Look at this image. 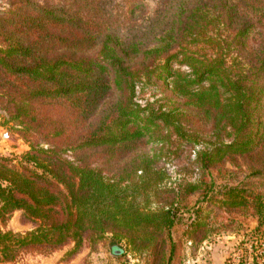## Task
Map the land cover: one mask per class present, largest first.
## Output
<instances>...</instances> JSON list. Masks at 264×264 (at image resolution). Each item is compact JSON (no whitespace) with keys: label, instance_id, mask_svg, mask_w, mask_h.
<instances>
[{"label":"trees","instance_id":"1","mask_svg":"<svg viewBox=\"0 0 264 264\" xmlns=\"http://www.w3.org/2000/svg\"><path fill=\"white\" fill-rule=\"evenodd\" d=\"M6 5L0 12V109L18 122L30 148L16 157L0 154V262L68 243L71 258L110 234L114 252H121L114 243L125 239L134 252L170 264L171 229L181 218L175 203H149L165 169L154 171L146 153L126 159L173 134L208 174L226 159L264 149V0ZM222 29L226 36L218 39ZM255 29L258 44L252 46ZM232 49L241 59L228 64ZM152 77L182 101L158 110L141 106L136 88ZM194 118L208 126L210 138L199 150ZM94 150L100 167L92 166ZM120 162L118 175H105ZM263 166L250 168L251 177L264 178ZM208 184L211 189L213 181ZM184 187L197 189L190 182ZM225 192L227 205H250L264 221V192L247 195L238 186ZM141 194L145 203L137 199ZM14 211L34 228L3 229ZM189 223L195 229L197 222Z\"/></svg>","mask_w":264,"mask_h":264},{"label":"rangeland","instance_id":"2","mask_svg":"<svg viewBox=\"0 0 264 264\" xmlns=\"http://www.w3.org/2000/svg\"><path fill=\"white\" fill-rule=\"evenodd\" d=\"M147 4L153 7L157 0H145ZM7 8L6 0H0V12ZM224 38L226 33L224 30H218ZM209 34H214V30ZM249 45L257 46V38L259 30L255 29L251 33ZM223 43V42H222ZM233 51L226 54L228 64L233 60L241 59ZM234 63V62H233ZM187 68L181 67V70ZM165 84L159 79L152 77L150 80L143 81L136 88V101L141 106H149L156 110L165 109L173 104L181 102L179 98L171 95V91L164 86ZM195 112V110H193ZM195 123L191 130L194 129L198 133L197 139L199 144L196 150L204 146L210 138L207 134L208 126L204 125V121L194 118ZM18 122L11 119L7 112L0 109V154L4 156L16 157L22 152L30 148L28 141L21 136ZM189 129L188 127H186ZM190 130V129H189ZM31 139H34L33 137ZM214 139V138H213ZM212 139V140H213ZM92 156V166L100 167L103 161L98 157V151ZM141 153L153 156L152 169L163 170L166 174L162 180L164 182L155 185V194L149 196V203L152 207L162 206L172 203L176 212L180 216L171 229V237L173 239L174 257L173 262L176 264L184 263L189 260L191 250L199 244L200 236L206 237L207 250L212 251L217 243L222 242L225 245L229 243L230 248L245 249L251 243L254 248L261 247L264 250V221L258 220L250 205L230 207L226 204V189L238 186L246 188L247 195L253 192H264V178L251 177L250 168H261L264 164V149H257L249 155H238L232 160L226 159L219 169H212L211 173H204L198 167L196 154L176 135L169 136L163 143L156 147L147 144L145 147L138 149L134 157L126 160L136 159ZM156 154V157L154 155ZM155 158V159H154ZM113 161V160H111ZM117 163L111 170L106 171V176L118 175ZM264 170V166H263ZM139 174V172H138ZM157 175V174H156ZM156 175H152L155 177ZM167 178V179H166ZM213 181L211 189L209 182ZM186 182L195 183L197 189L187 193L184 184ZM149 183L152 184V181ZM150 184V185H151ZM180 192L177 194V192ZM208 192V193H207ZM139 202L145 203L143 194L137 198ZM192 218V219H191ZM190 220L196 221L195 229H190ZM34 228V225L25 221L21 216V211H14L6 221L3 229L12 230L14 232H26ZM190 231L193 232V238H190ZM232 236V237H229ZM112 235L107 234L105 238L94 244H86L82 249L68 258L66 253L72 248V243L54 250L49 254H39L34 252L20 253L16 258L10 261L0 262V264H157V256H152L147 252H134L128 246L125 239H118V243H114L121 252L116 255L111 252ZM115 240V239H114ZM192 240V244L188 243ZM235 243V245H234ZM93 248V249H91ZM186 248H189L186 251ZM193 248V249H192ZM187 252V253H186ZM233 253V252H232ZM232 253H230L232 255ZM254 264H264L259 253H253ZM230 260L231 257H228ZM166 262H164L165 264ZM231 263V262H230ZM159 264V263H158Z\"/></svg>","mask_w":264,"mask_h":264},{"label":"crops","instance_id":"3","mask_svg":"<svg viewBox=\"0 0 264 264\" xmlns=\"http://www.w3.org/2000/svg\"><path fill=\"white\" fill-rule=\"evenodd\" d=\"M188 243L192 244V240H190ZM206 248H207L206 241H202L194 249L195 250L194 254H193V250H191L192 254L189 260L186 259L184 263H180V264H230V260L228 259V257H231L230 253H232L235 250V247L230 248L229 243L225 245L222 242L217 243L216 246L213 249H211L212 250L211 252L210 250H207L208 248L207 249ZM113 250L114 249L111 248L112 254L116 255L117 250H115L116 252H114ZM188 250L189 248H186V251ZM170 264H176L173 262V258Z\"/></svg>","mask_w":264,"mask_h":264},{"label":"built area","instance_id":"4","mask_svg":"<svg viewBox=\"0 0 264 264\" xmlns=\"http://www.w3.org/2000/svg\"><path fill=\"white\" fill-rule=\"evenodd\" d=\"M251 243H249L245 249L237 248L233 251L230 259V264H254L253 263V253H259L262 257V262H264V250L261 247L256 248L257 250L254 252V248Z\"/></svg>","mask_w":264,"mask_h":264}]
</instances>
